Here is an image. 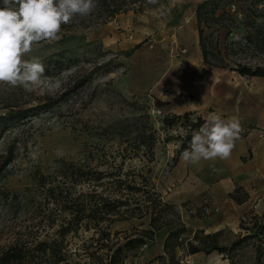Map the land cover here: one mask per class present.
<instances>
[{
	"label": "rangeland",
	"instance_id": "rangeland-1",
	"mask_svg": "<svg viewBox=\"0 0 264 264\" xmlns=\"http://www.w3.org/2000/svg\"><path fill=\"white\" fill-rule=\"evenodd\" d=\"M203 1L155 0L142 10L137 6L112 19L76 17L71 24L62 26L59 41L35 45L26 57L39 58L44 64L47 79L43 86L25 91L0 83V116L23 113L7 127L0 140V154L9 147L15 151L14 161L5 175L0 176V251L17 241L41 240L52 235L67 217V211L64 212L55 198L62 199L61 203L68 198L77 211L83 208V202L90 200L91 194L119 198L122 192L111 185L117 178L138 189H146L143 191L152 189L163 203H169L168 188L163 181L177 164L174 160L189 129L188 123L182 119L172 127L165 126L163 120L170 115L149 106L150 92L130 90L127 78L131 76L132 83L146 86L149 80L158 75L163 78L165 70L174 69L180 63L181 55L186 53L180 49V54L176 48L179 40L174 35L179 18L185 17L187 25L192 18V23L198 26L195 12ZM251 1L259 4L249 2L250 8L244 0L221 2L216 14L211 15L215 17L212 28L203 25L208 48H217L221 53L212 61L218 65L223 59L228 65L223 69H237L240 65L264 67V51L245 40L264 22L259 18L257 24L244 26L245 17L247 23L254 21L252 12H264V0ZM253 6L255 11L251 10ZM96 12L95 8L92 13ZM229 16L236 21V30L226 41L219 34L217 23ZM156 111L161 114L157 115ZM198 117L193 114L190 120L196 122ZM145 130L146 134L155 135L151 149L139 140ZM70 164L87 174L80 181L66 178V171L73 169L70 166L67 170ZM97 172L105 175L101 181H96ZM239 189L235 194L237 201L231 197L236 203L246 201L250 194L252 201L259 205L234 222L226 220L230 226L219 230L197 228L207 226L209 217L218 213V205L214 206L208 192L201 195V200L192 196L180 205L169 203L172 210L163 214L160 223L172 222L171 228L166 226L157 231L154 240L148 241L138 256L126 264H147L165 255L164 241L169 231L180 225L190 229L183 236L184 244L176 250L180 264H209L214 253L217 256L213 257V264H264V197L253 188L249 194ZM143 191H123L126 195L123 200L130 202L131 210L136 208L135 201L140 197L145 211L148 203ZM185 191L195 190L191 184ZM78 197H81L78 202H71ZM150 227L149 216L100 227L85 220L68 237L71 263L95 264L86 257L82 246L90 247L94 243L91 239L99 236L98 228L111 233L108 244L112 246L124 241L123 232L131 234L135 229ZM197 230H203L204 236L217 234L212 241L227 247L244 237L252 238L230 256L218 252L189 255L186 242H196Z\"/></svg>",
	"mask_w": 264,
	"mask_h": 264
},
{
	"label": "trees",
	"instance_id": "trees-1",
	"mask_svg": "<svg viewBox=\"0 0 264 264\" xmlns=\"http://www.w3.org/2000/svg\"><path fill=\"white\" fill-rule=\"evenodd\" d=\"M234 0H204L200 3L196 8V18L198 23V30L200 35V47L203 53L204 63L205 65L218 67V68H227L228 65L225 64L223 59H220V64L215 65L212 61L213 58H218L221 53L217 48L210 49L207 46L206 38L204 36L203 25H206V28L210 29L215 23V17L211 16L212 14H216V11L220 8L221 2H232ZM96 2V13H91L88 15L96 16L99 18H103V20L115 18L117 15L131 10L137 6H139V10H142L144 5L149 3V0H95ZM246 4L250 6V3H255L258 5L256 1L244 0ZM250 2V3H249ZM4 0H0V7H4ZM15 6V5H13ZM255 9V6L251 9L252 11ZM135 10V9H134ZM255 11V10H254ZM225 11L223 12V16L225 15ZM254 21L252 23H247L246 18L243 20L244 26L257 24V19L263 18L264 20V12L260 11V13H253ZM80 20V19H79ZM218 32L220 35L224 37L226 41L230 39L233 32L236 30V21L233 19V16H229L228 19L218 22ZM245 40L249 43H255L257 47L261 51H264V22L260 23L257 31L253 34H248ZM215 50V51H214ZM57 63H62V61H57ZM232 71H237L242 76H259L264 77V67H256L252 68L249 66H239L237 69L230 68ZM23 113H14L9 112L0 116V140L2 135L6 131L7 127L10 126L17 118H19ZM193 113H187L183 116H167L164 118L163 123L165 126L172 127L177 122L182 119L185 120L188 124V131L186 132V136L183 139V143L177 156L174 160L176 163L181 156V153L188 148L190 139H191V131L198 129L205 120L202 117H198L196 122H192L190 117ZM147 130L142 131V134L139 135L140 143L147 144L148 148L154 145L155 135L154 133L146 134ZM15 159V151L13 147H9L5 153L0 154V176H3L6 173L7 167L13 162ZM72 166V170L69 173L66 171V178L77 179L80 181L82 176H85L87 173L81 172V169L73 167L74 165H69L67 170ZM96 181H101L105 176L104 173H95ZM111 185H115L120 189V197H113L110 195L104 196V193L101 194H91L90 200L82 203V209L77 211L74 210L72 204L68 198L63 200L55 198L59 206L64 209V212L67 211L64 221L58 226V229L52 233V235L47 236L46 239H33V241H17L9 246L3 248L0 251V264H72L70 258V252L68 250V237L71 234L77 232V228L79 225L87 220L88 222H93L95 226L100 227L102 224H112L115 221L119 220H130L133 218H144L146 216L150 217V228L149 229H135L133 233L128 234L127 232H123L124 241L117 242L115 245L109 246L108 242L111 239V233L106 229L98 228L97 233L99 236L97 238L92 237L91 241H94L90 247H85L83 245V250H85V254L87 258L93 260L95 264H126L130 258H135L138 256L139 252L145 248L148 241H153L155 238V234L157 231H160L164 227H170L173 225L172 222H161L163 219V214L167 210H172V206L169 203H163L160 196L157 195L156 192H151V190L143 191L146 189H138L137 187L130 185L127 181H123L121 178L114 179ZM147 186V185H146ZM56 188L52 189V193L56 191ZM137 191L144 192L146 195L145 202L148 203V206H145V211L142 210L143 203L141 199L138 198L136 208L130 209L128 205L130 202L127 199L123 198V191ZM240 189L237 188L234 194L231 197L237 201L235 198V194L238 193ZM62 192V191H60ZM81 197L71 200V202H78ZM69 201V202H67ZM240 202V201H239ZM141 203V204H140ZM241 203V202H240ZM77 205V204H76ZM127 206L125 209L123 207ZM141 212L136 215L137 211ZM129 214V215H128ZM117 216V218L115 217ZM70 218V219H68ZM160 223V224H159ZM159 224V225H158ZM190 229H188L185 225H180L178 227L172 228L165 241H164V253L165 255H160L155 259L149 261L147 264H180L176 258V250L179 249L185 242L183 239L185 234L189 233ZM195 235V241L199 242L196 244L194 241H188L187 243V251L189 255H195L199 253L211 254L213 252H218L220 254H227L228 256L235 254L236 250L241 246L246 240L252 238V236H247L239 241L234 242L230 247L218 245L216 242L212 241L213 238L217 236L214 234L203 235L205 232L203 230H197ZM198 235H202L203 237H199Z\"/></svg>",
	"mask_w": 264,
	"mask_h": 264
},
{
	"label": "crops",
	"instance_id": "crops-1",
	"mask_svg": "<svg viewBox=\"0 0 264 264\" xmlns=\"http://www.w3.org/2000/svg\"><path fill=\"white\" fill-rule=\"evenodd\" d=\"M191 19L187 25L185 17L179 18L174 35L179 40L176 48L180 54V49L186 50V54L181 55L174 69L168 68L163 78L158 75L146 86L132 83L131 76L127 80L130 90L150 92L149 106L164 115L193 113L205 120L209 113L217 112L225 118L239 119L242 131L229 159L192 164L180 156L163 181L168 188L166 200L175 205L189 201L192 196L201 200V195L208 192L214 206L218 205V213L209 217L207 226L197 228L219 230L230 226L226 220L234 222L259 205L249 194L252 188L264 197V77L242 76L229 69L205 65L198 26ZM160 93L169 99L161 100ZM191 184L195 191L185 193ZM237 188L249 194L246 201L236 203L231 198Z\"/></svg>",
	"mask_w": 264,
	"mask_h": 264
},
{
	"label": "clouds",
	"instance_id": "clouds-1",
	"mask_svg": "<svg viewBox=\"0 0 264 264\" xmlns=\"http://www.w3.org/2000/svg\"><path fill=\"white\" fill-rule=\"evenodd\" d=\"M4 4L0 7V83L25 91L43 86L47 79L42 61L26 58L33 47L59 41L62 26L71 24L76 17H87L96 8L95 0H4ZM159 98L169 99L163 93ZM241 131L238 118L211 112L198 129L191 131L181 158L192 164L229 159ZM216 256L212 254L209 264Z\"/></svg>",
	"mask_w": 264,
	"mask_h": 264
},
{
	"label": "built area",
	"instance_id": "built-area-1",
	"mask_svg": "<svg viewBox=\"0 0 264 264\" xmlns=\"http://www.w3.org/2000/svg\"><path fill=\"white\" fill-rule=\"evenodd\" d=\"M182 53H183V54L186 53V50H182ZM155 113H156L157 115H160V114H161L160 111H156Z\"/></svg>",
	"mask_w": 264,
	"mask_h": 264
}]
</instances>
